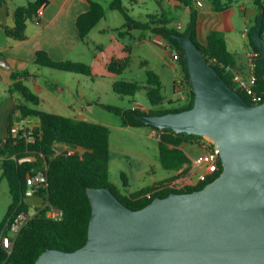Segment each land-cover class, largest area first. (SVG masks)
<instances>
[{"label": "water", "instance_id": "water-1", "mask_svg": "<svg viewBox=\"0 0 264 264\" xmlns=\"http://www.w3.org/2000/svg\"><path fill=\"white\" fill-rule=\"evenodd\" d=\"M263 27L264 10L251 32L264 78ZM173 37L184 50L194 104L139 118L211 138L220 152L221 173L203 188L173 191L138 209L111 187H88L87 242L74 251L48 248L36 264H264V101L252 103L232 87L191 33ZM25 201L41 205L44 197Z\"/></svg>", "mask_w": 264, "mask_h": 264}, {"label": "trees", "instance_id": "trees-1", "mask_svg": "<svg viewBox=\"0 0 264 264\" xmlns=\"http://www.w3.org/2000/svg\"><path fill=\"white\" fill-rule=\"evenodd\" d=\"M90 8L77 17V28L81 39H85L92 28L106 15V8L99 0H85ZM134 1V0H132ZM190 7V20L185 30L171 26L173 19L168 15H148L149 20L142 22L134 18L123 0H113L110 4L112 9L119 10L125 17V28L135 25L142 30H150L154 36H163L168 39L180 53V63L185 74V81L189 86L188 100L177 107H165V97L162 95V82L159 75L153 70H147L148 85L138 82L118 80L114 89L122 95L134 96L137 91L147 89V96L151 107L146 110L140 107L122 108L117 105L101 104L109 111L119 115L124 126L143 127L150 126L160 132L159 152L163 167L178 170L187 161L188 154L183 146L194 145L202 138L200 135L187 132H176L172 128L161 129L155 125L147 124L139 118L141 114H165L189 109L194 104L195 93L189 82L187 63L184 60V50L181 43L173 37L174 33L192 34V38L204 52L207 60L213 64L224 79L250 102L248 95L237 88L232 79L229 67L238 70L239 65L236 56L229 50L225 33L221 30H211L207 42L202 43L198 39L197 25L199 9L194 0H182ZM49 0H34L27 5L15 9V25H4L6 34L17 40L27 37V20L38 15L39 9L46 5ZM258 14L255 24L248 33V38L257 54L258 73L260 87L264 90V78L261 75L260 51L251 38V32L258 23V17L264 10V0H253ZM216 11H223L230 6L231 0H210ZM127 29V30H128ZM262 34L264 36V27ZM36 63L64 71L92 75L90 65L72 60H55L46 50L36 52ZM131 58H113L108 65L110 72L123 73ZM19 74H14L15 82L12 89L20 91L24 97L34 104H39L41 98L34 93L29 86L18 79ZM28 77L29 73L21 74ZM176 85V82H175ZM173 102V100H170ZM18 109L24 118H37L39 123L35 129L36 140L28 142L24 135L14 136L11 132L13 122L9 126V134L5 140L0 141V159L3 169V178L9 184L12 201L2 222L0 223V264H36L39 255L48 248H59L74 251L83 246L88 239L89 223L92 215V205L87 194L88 187H111L117 196L129 207L138 209L149 204L155 197L167 196L171 192H190L203 188L208 182L201 183L197 187L185 189L165 188L172 179L156 182L153 185L137 190H128L123 194L110 180V128L102 123L86 120L78 117L41 110L29 105H19ZM65 144L73 147H81L83 150L75 154H67L59 151L60 145ZM36 156L33 161L20 160L24 157ZM46 171L48 184L40 191L49 204L46 206L33 205L25 201L27 189V176L30 173ZM222 171V162L214 180ZM124 176V174H123ZM128 186V185H127ZM31 211L37 209V213L21 229L13 240L12 249L6 250L1 243V234L5 223L11 217L15 208ZM50 205L62 209V219L55 220L47 216Z\"/></svg>", "mask_w": 264, "mask_h": 264}, {"label": "crops", "instance_id": "crops-1", "mask_svg": "<svg viewBox=\"0 0 264 264\" xmlns=\"http://www.w3.org/2000/svg\"><path fill=\"white\" fill-rule=\"evenodd\" d=\"M30 1L34 0H28L26 2H21L19 0H0V141L5 140L8 136L11 121L13 124H16L21 119H24L18 109L19 105H29L31 107H35L29 104L30 101H28L20 91H14L12 89L15 82L14 74H19L17 78L24 81L34 93L40 96V103L35 105L39 106L44 104L45 101H48V99L51 98L54 103L57 102L61 104V107L63 108L72 107V103L70 105L67 96L73 93V89L70 86L66 75H71L70 73L76 72L54 69L37 64L35 59L36 52L38 50H46L55 60L79 61L90 65L93 69L94 65L97 64L103 49H105V46L110 44V41L115 43L113 36L116 31H119L120 37L128 40L124 45L125 56L122 57L131 58L126 69L130 67L132 62V52L135 48L143 47L149 43H154L157 47H159V56L163 60V67H165V64L176 67L175 61H179L173 60V48L170 47L171 42L165 37L157 35L155 38L150 30H145L148 34L145 35L141 32L142 29L136 25L130 29L125 28L126 19L124 15L119 10L117 11H119L122 16L113 14L112 12L116 10L110 7L113 0L108 1L107 5L103 4L104 0H99L106 8V15L92 28L85 39H81L79 36L76 24L77 17L81 13L88 11L90 8L88 2L85 0H49L46 5L41 7L43 9L42 15L38 14L37 17L34 16L33 18L27 20L26 39L17 40L8 36L3 26H14L15 9L19 6L27 5ZM129 1L135 2V4H138L139 2L138 0ZM201 1L202 5L198 6L199 19L197 25V35L199 41L206 43L211 30L223 31L226 36L229 50L236 56L237 62L241 65L242 70H245L247 66V54L252 50V46L247 32L243 33V37L246 39L248 38V40L246 42H241L239 37L235 34L234 26L232 24H228L225 13H227L232 6H229L223 11H216L212 7L211 3L208 7H204V0ZM155 2H157L161 8L157 9L155 6L152 9V12L150 11L146 15H168L167 11L162 7L164 0H155ZM175 2L176 7L186 9L190 14V7L185 5L184 1L175 0ZM247 2H252L253 5V8L251 7L249 12V20H252L256 18L258 10L254 5L253 0H247ZM159 38H161L160 41ZM167 41H169V43H167ZM80 45L83 46L78 48ZM240 48H243V50L240 51ZM113 58L110 59L109 57H106L104 59V64H106L107 69ZM149 63L150 61L148 59H143L141 61L142 65L147 66ZM31 65L33 68L29 69ZM46 69L47 71H54L53 73L56 74H47L48 72ZM24 72H28L29 76L23 77L21 74ZM157 73L162 81L161 73ZM88 76L93 78L92 75H87L86 77ZM179 79L176 78L174 81L175 91L179 90L175 87V82ZM182 79H184V76H182ZM139 103L140 102H135V104L131 107H135V105ZM101 104L103 103H98L97 105L101 106ZM73 106L76 107L73 109L78 111L79 114L74 117L91 120L89 118L90 115L86 114V112L88 107H91L92 104L87 102L85 104L82 102L77 106L76 103H73ZM139 107L146 110L150 108L146 107L144 104ZM35 108L40 109L39 107ZM50 112L56 113L58 110L53 109ZM28 119H31L33 122L35 121V124L39 123L37 118L28 117ZM151 129L152 133L156 136L157 130L153 128ZM156 137L158 140L160 139L158 135ZM176 171L173 175L165 177L162 181L170 178L174 179ZM2 176L3 169L1 167L0 159V182L2 181Z\"/></svg>", "mask_w": 264, "mask_h": 264}, {"label": "rangeland", "instance_id": "rangeland-1", "mask_svg": "<svg viewBox=\"0 0 264 264\" xmlns=\"http://www.w3.org/2000/svg\"><path fill=\"white\" fill-rule=\"evenodd\" d=\"M19 1L26 2L28 0ZM108 1L111 0H104L103 4L107 5ZM138 1V4L129 0H123V3L129 8L130 14L139 21H148L149 17L146 14L150 11L152 12L155 6L157 9L161 8L155 0ZM175 3V0H164L162 7L167 11L170 18L173 19L171 26L178 27L180 31H183L188 25L190 14L186 9L176 7ZM209 4V0H204V7H208ZM231 6L232 8L225 13V17L228 20V24L234 26L235 34L239 37L240 41L246 42L248 38L246 39L243 37V33L247 32L248 34L255 24V18L249 20V12L251 7L253 8L252 2L248 3L247 0H231L230 7ZM112 12L113 14L122 16L117 10ZM141 32L148 35L145 30ZM113 37L115 43L110 41V44L105 46L97 64H95L92 69L93 78L89 76L86 77L87 75H81L79 73H70L71 75H66L73 89V93L67 96L70 105L72 103V107L63 108L61 104L57 102L54 103L51 98L39 106L32 102H29V104L43 110L51 111L55 109L58 110L56 113L73 117L79 115L78 111L73 109L76 108L73 106V103H76V106L82 102L85 104L86 102L92 104L91 107H88L86 114L90 115L89 118L91 120L105 124L110 128V180L121 193L125 194L126 189L133 191L152 185L162 181L165 177L173 175L176 170L167 169L162 165L159 152V140L156 137L158 135L160 138V132L158 130L155 136L150 126H124L119 115L97 104L106 103L117 105L122 108H129L134 105L135 102H140V105L144 104L146 107H151L145 88L137 91L134 96L122 95L114 89L115 82L118 80L136 81L141 85H148L147 70L154 69V72L157 71L161 73V82L163 84L161 93L166 99V108L183 105L187 101V98L184 99L182 96L183 91L188 94L189 86L187 82H185V85L180 89L181 91L174 90V81L176 78L185 77L184 70L179 61H175L176 67L167 64L163 67V60L159 56V47L154 43L135 48L132 52L130 67L123 73L115 74L109 72L106 64H104V59L106 57L110 59L113 57H124V45L128 41L126 38L120 37L119 31H116ZM81 46L83 45H80L78 48H81ZM239 50L242 51L243 48ZM143 59H148L150 63L147 66L142 65L141 61ZM238 65V70H242L241 65ZM32 68L33 66L31 65L29 69ZM47 72V74L52 75L51 73L54 71L51 72L48 70ZM170 100H173V102H170ZM183 150L192 156L198 155L202 151L189 143L183 146ZM11 201L12 197L8 181L2 176V181L0 182V221L7 214Z\"/></svg>", "mask_w": 264, "mask_h": 264}, {"label": "built area", "instance_id": "built-area-1", "mask_svg": "<svg viewBox=\"0 0 264 264\" xmlns=\"http://www.w3.org/2000/svg\"><path fill=\"white\" fill-rule=\"evenodd\" d=\"M197 6L202 5L201 0H194ZM38 14H43V9H39ZM161 38H159L160 41ZM169 43V41H167ZM169 45V44H168ZM170 47L173 48L172 57L173 60H180V53L175 51L173 44L170 43ZM232 72V79L235 82L238 89L244 91L251 99L252 103H259L264 101V90L260 87V77L258 73V60L257 54L254 50H251L247 54V66L245 70H235L231 67L228 68ZM184 79L176 81L175 87L179 90L185 85ZM181 91V90H180ZM183 98L188 100L189 94L183 91ZM140 105H135L139 107ZM37 124L33 123L31 119H21L11 127V132L14 136L24 135L28 142H34L36 140L35 129ZM198 141L193 145L201 149V153L192 156L188 154L189 161H187L181 168L176 171L175 178L165 185V188L170 189H185L188 187H197L201 183L209 182L214 177L220 168V152L216 143L207 136H201ZM60 152H66L67 154H75L82 151L81 147H73L65 144L60 145ZM27 189L25 191V197H32L40 195V191L46 188L48 184V176L46 171L40 170L33 172L27 176ZM49 204V201L44 197L41 207ZM37 213V209L31 211L19 210V205L15 208L11 217L5 223V227L1 234V243L6 250H11L13 246V240L17 237L21 229L27 224V222ZM64 212L55 206L50 205L47 209V216L55 220L62 219Z\"/></svg>", "mask_w": 264, "mask_h": 264}]
</instances>
